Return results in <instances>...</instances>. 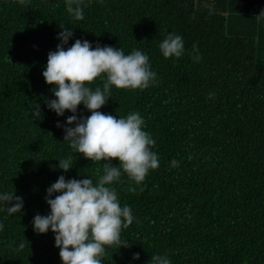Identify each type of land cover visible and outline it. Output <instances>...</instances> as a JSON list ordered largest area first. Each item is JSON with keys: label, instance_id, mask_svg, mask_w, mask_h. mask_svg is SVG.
Instances as JSON below:
<instances>
[{"label": "trees", "instance_id": "16d2710c", "mask_svg": "<svg viewBox=\"0 0 264 264\" xmlns=\"http://www.w3.org/2000/svg\"><path fill=\"white\" fill-rule=\"evenodd\" d=\"M84 11L76 20L65 0H0V191L24 202L16 214L0 209V264H62L54 233L34 231L33 217L49 213L46 189L61 174L95 182L104 163L73 150L57 126L72 113L45 104L55 97L42 72L61 25L73 31L65 48L80 38L141 49L158 73L143 90L113 86L99 109L140 112L160 159L142 188L126 174L114 183L135 220L121 232L127 245L108 246L104 264H151L157 253L173 264H264V19L256 16L264 0H86ZM168 32L183 36L182 57L162 55ZM102 84L97 77L89 86ZM35 104L38 119L29 114ZM90 114L78 105V116ZM68 156L67 172L54 167Z\"/></svg>", "mask_w": 264, "mask_h": 264}, {"label": "clouds", "instance_id": "9594fccd", "mask_svg": "<svg viewBox=\"0 0 264 264\" xmlns=\"http://www.w3.org/2000/svg\"><path fill=\"white\" fill-rule=\"evenodd\" d=\"M18 2L26 4L28 0ZM65 6L74 19H84L86 0H65ZM256 16L264 19V12ZM61 29L57 34L60 43L55 50L49 51L42 72L45 82L53 85L55 97L46 99L45 104L58 116L64 115L65 110L70 111L72 114L65 122L57 121V126L64 128V140L91 161L104 163L95 171V182L88 175L82 179H66L61 174L46 189L49 213L36 214L32 226L37 233L49 230L54 233L62 264H104L108 246L127 245L121 240V232L135 220L131 206L121 204L114 183L126 174L142 188L150 170L159 167L160 159L153 150L156 140L145 130V119L140 112L117 117L99 109L108 103L113 86L143 90L158 83V73L153 70L149 55L141 49L125 53L121 47L99 43L93 47L92 42L80 38L65 48L73 31L62 25ZM159 48L165 58H180L186 50L183 36L175 32H168ZM202 56L194 43L192 59L199 62ZM97 77H101L103 84L93 90L89 85ZM215 95V92L208 93L210 99ZM80 104L91 114L78 116ZM41 111L40 105L35 104L29 114L38 119ZM110 158H118L119 163L112 164ZM58 161L54 167L65 172L74 164L71 156ZM179 165L180 161L175 158L170 161L171 167ZM131 190L136 191L135 188ZM53 193L59 194L53 198ZM23 203V198L14 192L0 191V209L7 214L22 212ZM3 230L4 223L0 221V231ZM139 255L135 253L134 258L138 259ZM151 264L173 262L169 255L157 253L152 255Z\"/></svg>", "mask_w": 264, "mask_h": 264}]
</instances>
